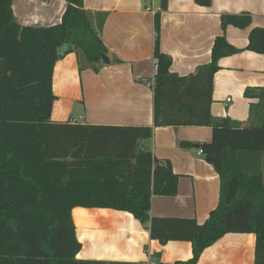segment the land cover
<instances>
[{
    "label": "trees",
    "instance_id": "16d2710c",
    "mask_svg": "<svg viewBox=\"0 0 264 264\" xmlns=\"http://www.w3.org/2000/svg\"><path fill=\"white\" fill-rule=\"evenodd\" d=\"M12 1L0 0V264H137L77 258L75 207L128 212L163 245L190 242L192 256L174 264H195L226 233H253L254 264H264V86L244 91L257 99L249 116H257L258 124L215 117L210 110L219 60L243 49L217 35L210 61L179 76L160 52V15L154 14V53L160 62L152 88L153 126L211 127L210 141L196 148L218 173L219 199L203 223L151 216V198L175 196L178 189L170 161L159 160L148 147L151 126L51 120L57 60L75 52L79 69L98 71L101 55L108 54L101 38L107 13L85 9L83 0H65L60 22L20 25ZM166 7L167 0H160V9ZM220 20L223 30L246 28L251 15L222 14ZM245 49L264 55L263 27L250 29ZM180 146L192 148V143L183 140Z\"/></svg>",
    "mask_w": 264,
    "mask_h": 264
},
{
    "label": "crops",
    "instance_id": "0c3cea01",
    "mask_svg": "<svg viewBox=\"0 0 264 264\" xmlns=\"http://www.w3.org/2000/svg\"><path fill=\"white\" fill-rule=\"evenodd\" d=\"M85 9L106 12L101 38L108 49V63L98 71L79 69L75 52L61 56L53 71L56 99L51 120L64 122L73 101L82 102L80 123L119 126H151L148 142L159 160H169L178 175L175 196L151 198V216L194 218L203 223L219 199V176L198 153L196 146L211 139L208 126H153V91L140 78L152 74L154 53V14L159 12V49L171 60L170 72L179 76L194 73L211 58L217 35L242 51L222 57L213 76L210 110L215 117H229L241 124H258L249 116L256 98L244 95L246 88L264 86V55L245 49L253 27L264 28V0H210L202 6L194 0H83ZM65 0H13L12 12L20 25L48 26L61 20ZM249 12L246 28L228 25L223 30L222 14ZM230 98V101L226 99ZM61 100L69 109L56 113ZM65 113V114H64ZM64 114V115H63ZM75 118V117H74ZM192 148H182L180 141ZM264 183V151L260 159ZM75 231L81 243L79 259L126 261L137 264H174L192 256L188 241L160 244L150 237L148 225L132 214L108 208L75 207ZM256 237L253 233H226L205 248L195 264H254Z\"/></svg>",
    "mask_w": 264,
    "mask_h": 264
},
{
    "label": "built area",
    "instance_id": "2783aa9c",
    "mask_svg": "<svg viewBox=\"0 0 264 264\" xmlns=\"http://www.w3.org/2000/svg\"><path fill=\"white\" fill-rule=\"evenodd\" d=\"M159 62H160V58L158 55L154 54L152 56V74L149 78H140V80L149 88H153L154 86V81H155V75L158 72V66H159ZM227 101H230V98L226 99ZM81 119V116H79V118H74L71 117L69 118L70 122H78V120ZM198 153H201V150H198Z\"/></svg>",
    "mask_w": 264,
    "mask_h": 264
},
{
    "label": "rangeland",
    "instance_id": "374dc122",
    "mask_svg": "<svg viewBox=\"0 0 264 264\" xmlns=\"http://www.w3.org/2000/svg\"><path fill=\"white\" fill-rule=\"evenodd\" d=\"M82 62H84L83 59H82ZM61 108H64V109H62V111L65 112L69 109V105H67V103H65L61 100V102L56 103V106H55L56 113H59ZM83 113H84V107H83L82 102L73 101L72 104L70 105L69 114L71 116H74L75 118H79V115L83 114ZM248 124H250V123H248Z\"/></svg>",
    "mask_w": 264,
    "mask_h": 264
},
{
    "label": "water",
    "instance_id": "95a60500",
    "mask_svg": "<svg viewBox=\"0 0 264 264\" xmlns=\"http://www.w3.org/2000/svg\"><path fill=\"white\" fill-rule=\"evenodd\" d=\"M101 59H102V62H104V63H108L109 62V59L107 58L106 54H102L101 55Z\"/></svg>",
    "mask_w": 264,
    "mask_h": 264
}]
</instances>
